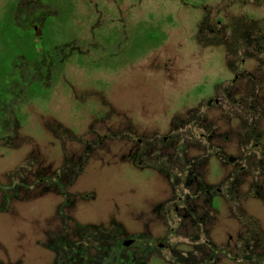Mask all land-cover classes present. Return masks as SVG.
I'll use <instances>...</instances> for the list:
<instances>
[{
    "label": "rangeland",
    "instance_id": "obj_1",
    "mask_svg": "<svg viewBox=\"0 0 264 264\" xmlns=\"http://www.w3.org/2000/svg\"><path fill=\"white\" fill-rule=\"evenodd\" d=\"M9 14L37 42L54 18L60 59L44 93L22 71L0 97L19 122L0 264H264V0H0Z\"/></svg>",
    "mask_w": 264,
    "mask_h": 264
},
{
    "label": "trees",
    "instance_id": "obj_2",
    "mask_svg": "<svg viewBox=\"0 0 264 264\" xmlns=\"http://www.w3.org/2000/svg\"><path fill=\"white\" fill-rule=\"evenodd\" d=\"M51 22H54V18L49 20V24L46 25L43 34L40 37L39 42L35 41L33 36L28 33V29H24L18 26L17 21L10 14L0 23V43L2 44L0 50V97L6 99L4 93L10 92L12 84L20 80L22 71L28 74L27 80L23 83V88L31 96L44 93L46 90L44 80L45 79H55L57 73L56 61H58L59 56L55 55V50L57 46L58 35L52 33L53 26ZM26 30V32L24 31ZM60 37V36H59ZM44 48L43 53L45 57H40L38 53V48ZM24 57L26 61L30 62V65L25 66L23 69L19 66L14 67L13 61L16 57ZM31 67V68H30ZM4 94V95H3ZM8 100L12 98V95H7ZM15 118L12 122L11 120ZM4 116L0 114V142L8 139V136L14 134L18 129V116L12 117ZM16 120V122H15ZM13 126V127H11ZM12 128H15L14 130ZM196 172V170H194ZM193 171L190 172L189 176H192L191 183L197 179V174ZM169 180H175L174 175L168 176ZM45 178H41L44 180ZM17 186H21L18 184ZM185 186V183H184ZM186 187V186H185ZM199 188L198 186L196 187ZM13 186L7 187V195L10 196V192L13 191ZM197 194L202 193L200 190H196ZM207 193H210L207 191ZM11 197V196H10ZM193 198H186L182 204L189 207L195 208L194 204L191 203ZM192 205H191V204ZM210 244V242L208 241Z\"/></svg>",
    "mask_w": 264,
    "mask_h": 264
},
{
    "label": "water",
    "instance_id": "obj_3",
    "mask_svg": "<svg viewBox=\"0 0 264 264\" xmlns=\"http://www.w3.org/2000/svg\"><path fill=\"white\" fill-rule=\"evenodd\" d=\"M131 242H132L131 240H126V241L124 242V245H125V246H128V245L131 244Z\"/></svg>",
    "mask_w": 264,
    "mask_h": 264
}]
</instances>
